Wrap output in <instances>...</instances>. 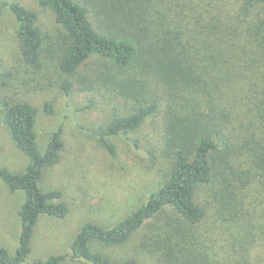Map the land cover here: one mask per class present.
<instances>
[{"label": "trees", "instance_id": "1", "mask_svg": "<svg viewBox=\"0 0 264 264\" xmlns=\"http://www.w3.org/2000/svg\"><path fill=\"white\" fill-rule=\"evenodd\" d=\"M35 1L51 10L62 30L57 70L89 90L107 88L124 103V112L96 131L110 156H117L113 138L139 134L161 117L155 141L135 144L158 181L119 225L106 229L88 222L69 253L29 262L40 218L61 220L69 213L61 191L41 187L44 170L59 160L62 130L41 152L38 109L5 99L3 123L29 165L22 173L0 171L10 192L24 194L18 248L14 254L0 248V264H139L107 252L135 238L161 245L172 264H264L263 229L247 235L251 224L244 217L253 205V213L264 218V0ZM7 6L17 23L22 61L42 71L46 46L37 15L17 3ZM62 90L71 95L75 83L65 81ZM45 110L52 113L48 105ZM205 204L225 221L219 230L232 237L226 243L245 235L259 248L242 242L214 261L188 247L206 217Z\"/></svg>", "mask_w": 264, "mask_h": 264}, {"label": "rangeland", "instance_id": "2", "mask_svg": "<svg viewBox=\"0 0 264 264\" xmlns=\"http://www.w3.org/2000/svg\"><path fill=\"white\" fill-rule=\"evenodd\" d=\"M12 3L22 5L38 17L46 46L41 55L40 72L29 68L21 59L17 23L7 6ZM61 32L51 10L41 8L35 0H0V171L22 173L29 165L3 123L2 102L5 99L28 102L38 109L36 133L41 152L47 148L52 135L62 130L63 149L59 160L44 170L41 187L44 191H61L69 213L61 220L40 218L29 262L69 253L74 237L88 222L106 229L119 225L142 206L158 181L155 178L158 172L149 168L146 152L135 144L139 142L144 146L149 140L155 141L161 133V117L149 121L139 134L113 138L117 156H110L101 147L96 131L124 112V103L107 88L96 86L93 91L89 90V85H82L57 70ZM67 80L75 83V90L69 96L62 90ZM47 105L52 113L46 112ZM23 203L24 194L10 192L0 178V248L7 249L10 254H14L19 245V213ZM205 206L206 217L192 232L188 247L209 255L214 261L221 259L225 250L233 251V245L239 249L242 242L259 248L245 235L241 241L226 243L232 237H224L227 232L219 230L225 221L218 217L214 208ZM248 208L244 212L245 222L251 224L247 235L259 233V225L264 232L263 216L253 213V205ZM145 233L151 238L149 229L146 228ZM142 240L135 238L121 249L105 251L122 260L134 258L139 264H172L161 245L147 240L145 246ZM65 264L89 263L70 260Z\"/></svg>", "mask_w": 264, "mask_h": 264}]
</instances>
